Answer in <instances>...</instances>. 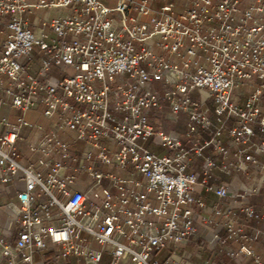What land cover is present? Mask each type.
<instances>
[{
  "label": "built area",
  "instance_id": "built-area-1",
  "mask_svg": "<svg viewBox=\"0 0 264 264\" xmlns=\"http://www.w3.org/2000/svg\"><path fill=\"white\" fill-rule=\"evenodd\" d=\"M37 10L63 12L40 19ZM0 27V195L23 182L18 203L4 204L16 236L9 245L0 235L1 257L190 264L177 250L205 221L225 232L213 236L217 253L264 264L243 242L264 235L248 223L256 212L246 203L264 187V0H0ZM195 90L211 97L212 111L191 98ZM39 107L47 126L26 116ZM183 114V133L148 120L177 123ZM23 130L36 133L34 164L19 161ZM151 137L168 152L145 147ZM191 154L202 159L200 180L188 172ZM212 168L250 182H210ZM198 186L216 201L196 198ZM200 264H219L216 253Z\"/></svg>",
  "mask_w": 264,
  "mask_h": 264
},
{
  "label": "crops",
  "instance_id": "crops-1",
  "mask_svg": "<svg viewBox=\"0 0 264 264\" xmlns=\"http://www.w3.org/2000/svg\"><path fill=\"white\" fill-rule=\"evenodd\" d=\"M47 12L51 14H57L63 12L62 10H47ZM132 14H134L132 12ZM46 31L51 34V31L49 29H46ZM2 35V30L0 27V37ZM51 37V36H50ZM38 70V57L37 55H34L32 61L29 64V71L33 74H35ZM61 74L60 71L56 68H51L49 71V74L52 76H57L56 74ZM157 85V83H155ZM28 119L35 123L42 124L44 126L48 125V121L41 115V107L37 110H32L26 114ZM186 115L183 114L182 118L179 122L176 123L177 127H180L182 129H176L169 125V122L164 121L163 117H149V122L153 125L155 128H163L166 131L173 130L179 133H183L185 131V125L184 122L186 120ZM175 125V124H174ZM207 136V135H203ZM36 138V133L34 131L29 130H23V139L18 142V148L20 150V164L27 165V164H34L37 155L34 153H31L29 151V143L33 141ZM222 140L226 141L227 137L225 135L222 136ZM150 146H152L154 149H158L161 151V154H158L154 152L152 149L148 148L151 152L163 155L166 154L168 151L161 150L164 147L155 144L154 141H151ZM185 146H188V144H185ZM83 143L80 141H77L73 144V148L79 152L82 150ZM204 156H208L213 158L216 163H220V156L214 152H212L209 149H206L204 151ZM229 162L234 160L233 155V149L230 151V155L228 158ZM202 159L199 157H196L195 155L191 154V164L188 168V172L193 173L196 175L197 179H201L203 177V173L201 171L200 165H201ZM212 178L209 180L210 182L219 184H248L250 181L249 179L242 174H234L231 172H223L220 171L218 168H212L210 169ZM118 174L125 175L123 172H118ZM90 180L84 179L83 177H80L79 180H77V187L79 189L84 190L89 195V186ZM23 187V182L21 179H16L13 181L12 185H10L7 189V191L3 192L0 195V235L4 238V241L6 244L12 245L15 241L16 236V224L11 220L8 211L5 209L4 204L8 202L18 203L16 198V192L20 190ZM195 197L200 198L202 201H204L206 204H209L211 202L216 201L215 195H213L210 192L205 191L202 187L198 186L196 187L195 191ZM247 204L251 205L255 209V215L251 221H248V223H253V225L258 226L261 229H264V187H262L258 192L252 193L249 195L246 201ZM241 202L235 203L236 207H239ZM201 215L205 217H209L210 214L204 210L199 211ZM221 220V219H217ZM258 222H257V221ZM250 232V231H249ZM218 233L221 236L225 235V232L222 230V228L216 226L213 223H207L205 221H199L198 223V233L189 241L184 242L181 244L179 249L177 250L178 253L183 254L186 259L189 261L190 264H200L203 259L208 258L212 252L216 253V260L219 264H254L252 259L246 256L238 255L234 258L226 257L223 254L217 253V250L219 248L216 240L213 238L214 234ZM245 244H247L253 252L260 257L262 261H264V235H257L256 239L252 242H248L247 240H243ZM239 245V243H233L231 246L233 248H236ZM1 253V251H0ZM168 252H164L162 255L163 258L167 256ZM0 264H9L7 259L0 256Z\"/></svg>",
  "mask_w": 264,
  "mask_h": 264
},
{
  "label": "rangeland",
  "instance_id": "rangeland-1",
  "mask_svg": "<svg viewBox=\"0 0 264 264\" xmlns=\"http://www.w3.org/2000/svg\"><path fill=\"white\" fill-rule=\"evenodd\" d=\"M55 14H51V13L47 12L46 10H37L35 12V15L37 17H39L40 19H50ZM50 36L53 37V34L51 33ZM56 75L57 76H61V74H59V75L56 74ZM190 96H191V98L193 100H196V101L200 102L202 108H207L210 111H212V109H213L212 99H211V97L204 90H195V91H193L191 93ZM169 125L172 126L173 128H176V129H182L180 127H177L176 126V123H173V122H169ZM151 141L152 142L154 141L155 144H158V143H156L157 142V139L151 137V138H149L145 142V147L152 149L154 152H156L158 154H161V151H159L158 149H154L152 146H150ZM161 150H164L165 151L166 149L165 148L164 149L162 148ZM96 168H97V170H101V171H113L114 170V168L111 167V166H98ZM164 252H166V250H162V251H160L158 253H155L154 254V258H156V259H163L162 255L164 254ZM70 260H73V259L71 258ZM71 264H73V263H71Z\"/></svg>",
  "mask_w": 264,
  "mask_h": 264
}]
</instances>
